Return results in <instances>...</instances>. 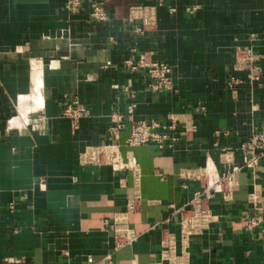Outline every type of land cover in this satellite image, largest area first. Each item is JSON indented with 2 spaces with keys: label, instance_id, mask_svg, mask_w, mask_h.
<instances>
[{
  "label": "crops",
  "instance_id": "crops-1",
  "mask_svg": "<svg viewBox=\"0 0 264 264\" xmlns=\"http://www.w3.org/2000/svg\"><path fill=\"white\" fill-rule=\"evenodd\" d=\"M81 1L72 12L68 0H0V264H108L109 254L112 264H264L262 227H247L248 216L264 215V158L249 168L239 150L264 128V77L227 87L231 74L243 75L235 71L240 47L253 48L264 72V0H101L106 21ZM140 5L156 11L144 34L133 13ZM134 47L172 65L170 90H147L127 69ZM125 84L136 90V119L192 117L198 126L160 150L126 145L128 121L120 150L124 161L136 158L138 178L81 162L86 147L109 142L114 113L126 112ZM73 99L90 110L77 128L63 114ZM210 161L220 174L234 172V184L210 198L209 228L185 239L181 211L206 179L182 176ZM121 218L137 237L116 248Z\"/></svg>",
  "mask_w": 264,
  "mask_h": 264
},
{
  "label": "built area",
  "instance_id": "built-area-1",
  "mask_svg": "<svg viewBox=\"0 0 264 264\" xmlns=\"http://www.w3.org/2000/svg\"><path fill=\"white\" fill-rule=\"evenodd\" d=\"M81 0H68L66 7L72 12L79 10ZM162 3V0L160 1ZM199 6L188 8L189 12H194ZM91 16L97 21H106L109 13L105 7V3L101 0H91ZM134 16L141 18V25L136 28V32L144 34L148 27H153L156 23L155 6H136L133 8ZM133 54L124 60V65L132 73L142 74L146 83L145 88L157 94H162L172 88V65L161 59H154L149 51H139L137 47L132 49ZM260 56L256 54L251 46L240 47L236 51L235 71L243 72L242 76L231 74L227 80V87L235 89L242 84H249L251 87L255 83L262 81L264 77L263 68L259 62ZM118 88L117 85L114 86ZM121 89L130 97V103L124 113H114L112 123L108 127L109 142L101 145H92L85 148L81 154V162L83 164H108L115 169H130L137 178L140 175V168L135 157L131 156L128 161L123 160L120 150V133L122 129L130 122L129 135L125 140L128 146L154 144L160 150H174L177 143L182 137L190 139L197 131V124L192 117L179 120L174 116H169L167 120H138L135 118V110L137 108L136 90L131 89L130 84L121 86ZM203 111L204 106L200 107ZM64 116L69 118L74 128L79 126L82 118L90 114V110L82 103L73 99L67 101L63 112ZM182 124V126L180 125ZM181 126V127H180ZM220 131H216L218 135ZM239 150L244 156L245 165L249 168H255L264 158V128H253L249 138L244 141ZM232 150H226L225 163H231L228 155ZM208 166V165H207ZM207 166L199 168L197 171H188L184 176L185 180L196 178L201 180L205 177L206 183L201 191H197L192 199V207L181 211V233L183 238L187 239L190 235L202 232L209 228L213 221V214L209 207V200L217 192H228L225 185L229 188L234 184V172L226 171L222 174L217 169L214 173L209 172ZM251 201L255 207L259 208L260 197L253 193ZM247 227L249 230L262 227L264 232V215H250L247 219ZM115 246L121 248L132 244L137 235L129 226L124 218L116 220L114 224ZM164 246L171 248L173 246L172 238L167 235L163 240ZM108 264H112L111 255L105 258ZM89 262H93L89 258Z\"/></svg>",
  "mask_w": 264,
  "mask_h": 264
},
{
  "label": "bare ground",
  "instance_id": "bare-ground-1",
  "mask_svg": "<svg viewBox=\"0 0 264 264\" xmlns=\"http://www.w3.org/2000/svg\"><path fill=\"white\" fill-rule=\"evenodd\" d=\"M23 100H24V98H23ZM23 102V101H22ZM16 121H18L17 119H16ZM207 169L209 170V172H211V173H214L215 171H216V167H215V165L210 161L209 162V164H208V166H207Z\"/></svg>",
  "mask_w": 264,
  "mask_h": 264
},
{
  "label": "rangeland",
  "instance_id": "rangeland-1",
  "mask_svg": "<svg viewBox=\"0 0 264 264\" xmlns=\"http://www.w3.org/2000/svg\"><path fill=\"white\" fill-rule=\"evenodd\" d=\"M203 178H205V177H203Z\"/></svg>",
  "mask_w": 264,
  "mask_h": 264
}]
</instances>
